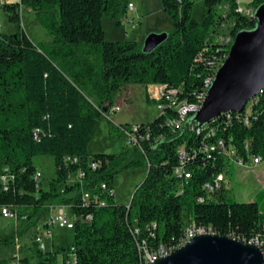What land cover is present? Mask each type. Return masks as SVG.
Listing matches in <instances>:
<instances>
[{
	"label": "trees",
	"instance_id": "1",
	"mask_svg": "<svg viewBox=\"0 0 264 264\" xmlns=\"http://www.w3.org/2000/svg\"><path fill=\"white\" fill-rule=\"evenodd\" d=\"M20 1L0 7L18 25L12 34L0 30V209L10 207L19 217L25 215L28 227H36L41 212L51 204L68 206L78 217L72 244H56L45 251L36 243L20 261L139 264L142 248L182 245L186 209L196 229L211 227L213 233L246 243L258 240L264 250V212L259 203L235 201L224 189L206 198L204 190V184L224 165L220 148L205 151L218 138L241 152L248 141L251 152L264 161V89L249 111L245 107L242 112L220 115L202 129L191 118L193 113L184 125L173 129L168 122L177 119L178 113L166 107L152 122L140 124V134L149 132L150 137L141 141V153L129 162L127 152L97 153L92 158L89 153L122 87L155 83L177 91L178 109L185 102H195L231 48L232 42L214 37L224 15L233 21L232 39L240 31L255 28L253 15L239 13L237 0H204L206 15L198 22L192 19L193 1L160 0L175 29L146 53L137 41L105 38L104 15L118 18L127 12L131 0ZM223 2L229 7L216 18ZM263 3L251 2L255 9ZM22 4L31 7L48 29L51 43H35L21 31ZM211 129L216 135L208 137ZM182 146L190 178L174 174ZM38 156L55 159V174L47 186L36 179ZM91 160L100 165L93 168ZM133 164L145 166L146 175L136 186L130 206L118 204L115 194L104 191L101 184L115 189V176ZM2 176L7 177L6 184ZM85 193L91 194L88 203ZM201 197L206 199L202 202ZM8 261L0 255V264Z\"/></svg>",
	"mask_w": 264,
	"mask_h": 264
},
{
	"label": "rangeland",
	"instance_id": "2",
	"mask_svg": "<svg viewBox=\"0 0 264 264\" xmlns=\"http://www.w3.org/2000/svg\"><path fill=\"white\" fill-rule=\"evenodd\" d=\"M193 1L192 19L202 22L206 15L204 0ZM238 5L244 8L255 7L251 4L252 0H237ZM20 3V0H5L4 3ZM136 10L127 9L121 12L118 18L104 15L103 29L105 38L109 41L130 40L137 41L144 45L146 37L152 33H171L174 31V24L170 16L163 10L160 0H131ZM229 7L228 2H223L216 9V18L223 14ZM22 19L19 22L20 29L26 36L30 37L35 43H51L53 36L48 29L37 19L34 11L28 5L22 4ZM225 14V13H224ZM137 20L138 25L132 27L130 21ZM1 32L12 34L18 30V25L9 20L8 15L0 9ZM233 21L224 15L223 20L217 26L215 33L216 39L224 41L231 40V28ZM159 84L151 83L142 85L130 83L121 88L115 96V105L119 106L111 115L110 119L105 117L89 146L91 158L97 153H107L119 155L127 152L126 160L129 162L139 155L140 147H132L125 143L126 133L121 129H115L118 125L133 127L135 125L147 124L152 122L159 114L155 99L158 97ZM247 110L250 105L247 103ZM108 114V113H107ZM195 114L191 115L194 119ZM39 171L42 173L41 180L44 186L55 174V159L52 156H38L35 158ZM146 167L141 165H131L122 169L114 179L115 200L118 204L129 205L136 189L146 175ZM227 176L231 179V184L227 195L238 202L259 203L260 209L264 212V161L252 167H237L230 164L225 167ZM75 180V179H74ZM73 181V180H72ZM61 207L62 204H54ZM55 207V208H58ZM68 212L72 214L69 208ZM29 211V210H28ZM27 211V212H28ZM54 208L48 206L45 212H41V219L36 227H28L25 215L19 217L18 212L12 217H4L0 214V239L8 240V243H0V255L3 259H12L15 255H29L35 246L37 228H46V222ZM184 222L187 227L191 224V215L188 210H184ZM45 236V235H44ZM50 247L62 245L67 247L74 241L73 231L51 227L50 237L45 236ZM52 245V246H51ZM52 250V248H49Z\"/></svg>",
	"mask_w": 264,
	"mask_h": 264
},
{
	"label": "water",
	"instance_id": "3",
	"mask_svg": "<svg viewBox=\"0 0 264 264\" xmlns=\"http://www.w3.org/2000/svg\"><path fill=\"white\" fill-rule=\"evenodd\" d=\"M255 28L236 34L225 62L194 121L200 126L221 114L242 112L264 88V3L255 11ZM168 33L152 32L143 45L146 53L165 41ZM130 206V204L128 205ZM153 264H264L257 244L216 233L200 234Z\"/></svg>",
	"mask_w": 264,
	"mask_h": 264
},
{
	"label": "built area",
	"instance_id": "4",
	"mask_svg": "<svg viewBox=\"0 0 264 264\" xmlns=\"http://www.w3.org/2000/svg\"><path fill=\"white\" fill-rule=\"evenodd\" d=\"M4 1L5 0H0V7L3 5ZM128 8L133 10V11L136 10V7L132 2L129 3ZM21 9H22V7H21ZM237 11L243 15H245V13H254L255 14L256 9L252 10L251 8H244L240 5H238ZM130 23H131L132 27H135L138 25V21L134 20V19L131 20ZM1 28H2V24L0 23V30H1ZM228 37H230V36H228ZM221 39H223V38H221ZM221 39H217V40L219 42H221ZM216 74H217V72H215V74L213 76L206 79L205 86L203 87V89L198 94L195 102H193V103L185 102V109H178V101L179 100L177 99V91H175L174 89L167 91L163 85H160V97H159V99L164 98L165 102H158L157 108H158L160 113H162L166 107H171L177 111L178 118L173 120V121L168 122L169 125L173 129H177V128L181 127L182 125H184V123L186 122V119L188 118V116L190 114H192V113L195 114L200 110V109H198V99H206L208 92H209V89L211 88L212 84L214 83V80L216 78ZM263 89L261 90L260 93H262ZM260 93H258L256 96H254L248 102L250 107H252V105H254L255 103H258V101L260 99ZM117 108L118 107H113L111 109V112L109 113V118L111 117L113 112L116 111ZM199 129H202V126H199ZM121 130H122V132L126 133V135H127L126 143H127V145H129L131 147L133 145L141 147L140 146L141 141L148 139L150 137L149 132H147L146 135L140 134V132H139L140 125H135L133 127L123 126V127H121ZM215 135H216V130L211 129V134L208 135V137H213ZM217 148H220L221 152L223 153V164L224 165H223V168L221 171L216 173L211 180L207 181L204 184V190H205L206 198H212V196L221 189L229 191L231 179L227 176V173L225 171V167L227 165H230L233 163L237 167H247L248 168V167L256 166V165L263 162L262 156L253 154L251 152L250 143L248 141L245 142L243 152H241L234 144H228L225 142V140L223 138H218L217 142L206 146L205 151L206 152L215 151ZM179 153H180V164L175 168L174 174L177 176H185V178H190L191 172L185 168V165L187 162V159H186L187 153H186L184 146L179 148ZM91 165L93 168H97L100 165V163L97 161L95 162L94 160H91ZM41 176H42V173L40 171H38L36 174V179L39 181L41 179ZM80 176L82 177L84 175L81 174ZM72 180H74V179L70 178V182H73ZM1 181L3 184H6L8 182V179L6 176H2ZM101 188L104 191L109 190L110 194H113V195L115 194V189H108L107 184L104 182L101 184ZM206 198L201 197L200 201L203 202ZM83 199L86 203H88L91 199V194L85 193L83 196ZM94 199L97 200L98 197L95 196ZM49 206L52 207V209L54 208V211L52 212V214H50L49 218L47 219V222L45 223L46 228L45 229L37 228V233L35 235L36 236L35 242L38 244L40 249L45 250V251L49 250V247H50V244L48 243L45 236L50 237L51 227L52 228L56 227L59 229L72 230L75 226V222L78 219V217L76 215L68 212V210H67V208H69L68 206L62 205L61 207H58V206H54V204H51ZM55 207H58V208H55ZM0 213L3 217L5 214H14V212L12 211V209L10 207H2L0 209ZM89 218L90 217L88 216L87 219H89ZM190 231H202V234H206V233H212V228L211 227H209V228L204 227V229H196L195 224H193V223L189 224L185 228V235L183 237V239H186V244L190 241ZM248 243L257 244L260 247H262L258 240H252L251 242H248ZM180 247H182V246H178V244H177L176 246L161 245L160 247H158L156 249L142 248L141 249V260H140L139 264H153L159 258L166 257V256L170 255L172 252H174L175 250H177ZM20 258H21V256L17 254L12 259H9V261L5 264H23L20 261Z\"/></svg>",
	"mask_w": 264,
	"mask_h": 264
},
{
	"label": "bare ground",
	"instance_id": "5",
	"mask_svg": "<svg viewBox=\"0 0 264 264\" xmlns=\"http://www.w3.org/2000/svg\"><path fill=\"white\" fill-rule=\"evenodd\" d=\"M246 15H248V16H252L253 15V19L255 18V14L254 13H245ZM224 41V40H223ZM233 41H234V39H229V40H227L226 42L227 43H229V42H232V44H233ZM227 59V58H226ZM225 62V61H224ZM223 62V63H224ZM219 70V69H218ZM218 72V71H217ZM204 101H205V99H198V109H200L201 107H202V105H203V103H204ZM179 109H185V104L183 105V106H181ZM229 113H233V112H228V113H224V114H229ZM237 113V112H236ZM224 114H221V115H224ZM219 117V116H218ZM217 117V118H218ZM216 119V118H215ZM214 121V120H213ZM212 122V121H211ZM210 123V122H209ZM209 123H206V124H204V125H202V127L203 126H205V125H207V124H209ZM12 217V214H5V217ZM213 233V232H212ZM200 234H202V231H190V240L193 238V237H195L196 235H200ZM184 245H186V239H184V241H183V243H182V245L181 246H184Z\"/></svg>",
	"mask_w": 264,
	"mask_h": 264
},
{
	"label": "crops",
	"instance_id": "6",
	"mask_svg": "<svg viewBox=\"0 0 264 264\" xmlns=\"http://www.w3.org/2000/svg\"><path fill=\"white\" fill-rule=\"evenodd\" d=\"M237 2L239 3V1H237ZM158 93H159V95H158V97L156 99H159V97H160V85H159V88H158ZM114 107H119V106L115 105V100H114Z\"/></svg>",
	"mask_w": 264,
	"mask_h": 264
}]
</instances>
